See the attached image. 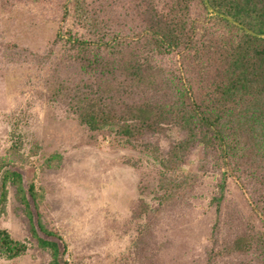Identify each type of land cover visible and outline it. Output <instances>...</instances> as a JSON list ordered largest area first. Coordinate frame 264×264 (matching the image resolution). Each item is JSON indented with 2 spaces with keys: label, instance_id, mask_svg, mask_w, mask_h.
<instances>
[{
  "label": "rangeland",
  "instance_id": "rangeland-1",
  "mask_svg": "<svg viewBox=\"0 0 264 264\" xmlns=\"http://www.w3.org/2000/svg\"><path fill=\"white\" fill-rule=\"evenodd\" d=\"M130 1L91 0V14L109 21L108 37L127 40L113 52L87 55L67 43L82 33L70 0L0 3V245L6 232L25 247L16 258L1 247L0 264H52L41 240L58 244L60 264H225L208 254L213 237H222L216 227L228 229L249 211L241 184L228 176L225 202L215 206L224 169L213 166L192 195L168 196L161 207L153 197L165 195L152 190L162 170L151 156L117 136L116 125L91 130L75 110H100L117 93L105 77L87 80L88 67L116 78V90L119 83L130 84L134 102L151 104L135 107L132 120L153 118L160 100L172 98L173 62L157 57V47L131 24L136 14ZM138 64L143 70L137 75ZM180 138L167 120L158 139L162 150ZM202 152L197 147L173 156L171 177L190 180ZM53 154L60 164L53 163ZM6 171L17 172L21 186L13 179L4 185ZM247 187L250 193L253 187ZM142 200L152 209L151 219L141 212Z\"/></svg>",
  "mask_w": 264,
  "mask_h": 264
},
{
  "label": "trees",
  "instance_id": "trees-1",
  "mask_svg": "<svg viewBox=\"0 0 264 264\" xmlns=\"http://www.w3.org/2000/svg\"><path fill=\"white\" fill-rule=\"evenodd\" d=\"M27 1L30 0H0V3L14 5ZM208 2L216 12L256 36L221 15L210 13L205 0H131L130 9L136 14L131 24L138 26L142 35L157 47V57L173 62L168 71L172 98L168 102L160 100V110L153 118L132 120L130 116L135 107L145 110L151 104L134 102L130 84L119 83L120 88L116 90L113 87L116 78L88 67L87 80L93 82L96 77H105L108 87L117 93L111 96V102L103 101L106 104L100 110H84L83 107H75V110L81 123L91 130L116 125L117 136L126 138L129 144L151 156L162 170L159 184H154L152 190L155 195L156 192L165 195L153 197L159 200L161 207L168 196L185 200L192 195L201 177L213 166L217 170L224 169L219 196L212 204L219 206L225 202L229 176L241 184L248 195L249 211L230 223L231 229L216 227L223 230L222 237H213L214 250L209 252V258L214 263L232 264L238 258L235 264H264V231L261 232L264 228V37L257 36L264 35V0ZM70 3L74 21L82 31L67 39L76 51L84 55L96 49L113 52L127 40L119 39V34L118 38L108 37L109 21L98 20L91 14V0H70ZM141 64L134 68L137 75L143 70ZM97 87L102 89L101 83ZM116 100L120 103L112 107L111 103ZM126 100L133 106H126ZM167 120L177 126L181 138L164 152L158 139L166 134ZM197 147L203 149L202 164L191 179H185V175L172 178L175 169L172 157ZM53 155V163L60 161V164L61 158ZM20 178L17 172L6 171L4 185L9 179L20 185ZM247 185L253 187L252 192H247ZM32 187L30 193H33ZM140 207L142 214H148L151 219L152 209L144 200ZM1 241L4 244L0 248L11 258L18 257L25 249L6 232ZM41 241L42 246L52 252V264H60L62 255L58 244Z\"/></svg>",
  "mask_w": 264,
  "mask_h": 264
},
{
  "label": "water",
  "instance_id": "water-1",
  "mask_svg": "<svg viewBox=\"0 0 264 264\" xmlns=\"http://www.w3.org/2000/svg\"><path fill=\"white\" fill-rule=\"evenodd\" d=\"M205 2H206V5H207V8H208L209 12H211V13L214 14V15H221L223 18H225V19H227L228 21H230V22H232V23H234V24H236V25H238V26L244 28L245 31H247L248 33H250V34L256 36L255 33H253L252 31L248 30L247 28L243 27L241 24H239V23L233 21L232 19H230L229 17H227V16H225V15H222V14H219L218 12H216V11L210 6L208 0H205ZM257 36H258V37H264V35H257Z\"/></svg>",
  "mask_w": 264,
  "mask_h": 264
}]
</instances>
